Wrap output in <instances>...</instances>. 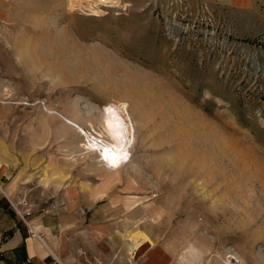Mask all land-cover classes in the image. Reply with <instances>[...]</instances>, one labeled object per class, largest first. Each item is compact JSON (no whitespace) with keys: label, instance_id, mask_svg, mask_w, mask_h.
<instances>
[{"label":"rangeland","instance_id":"1","mask_svg":"<svg viewBox=\"0 0 264 264\" xmlns=\"http://www.w3.org/2000/svg\"><path fill=\"white\" fill-rule=\"evenodd\" d=\"M112 4L93 5L101 16L68 0L0 6V166L27 183L18 211L104 204L135 249L162 245L174 264H264V10ZM122 102L133 157L107 173L56 112L105 138L99 119Z\"/></svg>","mask_w":264,"mask_h":264},{"label":"crops","instance_id":"2","mask_svg":"<svg viewBox=\"0 0 264 264\" xmlns=\"http://www.w3.org/2000/svg\"><path fill=\"white\" fill-rule=\"evenodd\" d=\"M10 1L0 0L3 11ZM256 3L264 10V0ZM11 168L9 163L0 166V264H83L92 257L110 264H174L173 254L162 245L135 249L118 224L107 219L104 204L91 208L73 200L66 213L51 209L38 214L35 202L36 214L26 217L29 210L21 213L18 205L28 208L29 203L22 192V201L16 202L15 186L26 188L27 183L23 176L14 178Z\"/></svg>","mask_w":264,"mask_h":264},{"label":"bare ground","instance_id":"3","mask_svg":"<svg viewBox=\"0 0 264 264\" xmlns=\"http://www.w3.org/2000/svg\"><path fill=\"white\" fill-rule=\"evenodd\" d=\"M82 2H88L92 5L91 7L94 13L90 15L101 16L105 14V12H103L104 10H100L99 7L95 9L93 5L105 2L109 4L114 3L110 6H117L120 3V0H68L70 6L69 9L75 10L77 6L82 4ZM71 43L74 45L72 41H70V44ZM128 94L129 93H127V95ZM127 106L126 103L122 102L107 107L106 115L99 119V124L101 123L106 139L104 137L96 136L95 133L90 132V134L88 130L84 128V123H80L75 117H69L60 112L56 113H58L66 123L73 126V128L79 129L83 137L86 136L85 138H88V141L86 140V143L84 144L85 148L88 152H94L100 162H104L106 167H104V169H106L107 173L115 172L116 174L120 172L126 164H130L131 157H133L131 151L135 144L136 127L134 121L128 114L127 108L129 106ZM89 124L91 127L94 126L92 121L89 122ZM94 132L96 131L94 130ZM191 248L192 246H190V249ZM193 250L191 251L192 255ZM191 258L189 260L187 257L189 263H192ZM194 258H196V256Z\"/></svg>","mask_w":264,"mask_h":264},{"label":"built area","instance_id":"4","mask_svg":"<svg viewBox=\"0 0 264 264\" xmlns=\"http://www.w3.org/2000/svg\"><path fill=\"white\" fill-rule=\"evenodd\" d=\"M83 264H110V263H105L102 260L98 259L97 257H92L90 259L84 260Z\"/></svg>","mask_w":264,"mask_h":264}]
</instances>
